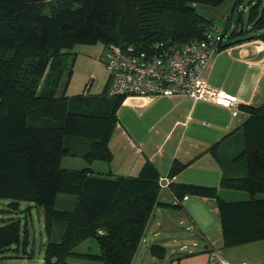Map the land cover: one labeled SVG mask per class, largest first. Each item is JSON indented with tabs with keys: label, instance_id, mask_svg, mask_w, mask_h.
Instances as JSON below:
<instances>
[{
	"label": "trees",
	"instance_id": "obj_1",
	"mask_svg": "<svg viewBox=\"0 0 264 264\" xmlns=\"http://www.w3.org/2000/svg\"><path fill=\"white\" fill-rule=\"evenodd\" d=\"M223 0H0V198L43 211L48 240L43 264H70L72 255L101 264H131L160 200V177L146 161L135 176L99 173L95 161L110 163L109 141L122 96H67L76 44L100 43L149 48L156 42L180 45L202 39L211 22L195 10L198 3ZM242 0H235L234 9ZM249 35L242 27L227 33L219 49L247 40L264 42V14L249 0ZM236 35L241 37L236 38ZM246 118L238 128L241 145L222 162L218 143L210 151L226 170L218 186L169 181L168 191L213 199L224 247L264 241V102L240 104ZM78 141L86 145L77 146ZM64 156H79L81 169L61 166ZM226 166L232 167L231 172ZM184 165L174 160L168 177ZM247 198L228 200L222 190ZM60 194L74 196L70 209L56 207ZM57 229L56 238L53 239ZM21 224H0V253L19 243ZM93 238L98 253H76ZM154 247H152L153 249Z\"/></svg>",
	"mask_w": 264,
	"mask_h": 264
},
{
	"label": "crops",
	"instance_id": "obj_2",
	"mask_svg": "<svg viewBox=\"0 0 264 264\" xmlns=\"http://www.w3.org/2000/svg\"><path fill=\"white\" fill-rule=\"evenodd\" d=\"M204 77L211 86L235 97L239 104L259 105L264 102V42L247 40L215 53ZM70 87L69 81V97L89 94L86 87L79 94L69 92ZM123 110L125 117L117 121L109 141L112 161L93 163L92 168L102 174L135 176L150 161L158 171L161 189L167 190L171 200L163 201L168 205L160 204L152 212L131 264H208L213 251L227 264H264V241L224 247L216 204L207 203L210 199L205 197H199L202 202H189V197L179 202L162 184L165 178L168 186L169 181L187 183L191 176L207 180L223 176L226 170L210 147L218 143L221 160L228 165L230 156L241 145L238 128L246 113L239 110L235 115L224 105L183 95L128 96L117 110V119ZM134 116L149 121L145 132L133 128ZM229 142L236 148L225 156L222 152ZM174 160L184 167L170 180L168 172Z\"/></svg>",
	"mask_w": 264,
	"mask_h": 264
},
{
	"label": "rangeland",
	"instance_id": "obj_3",
	"mask_svg": "<svg viewBox=\"0 0 264 264\" xmlns=\"http://www.w3.org/2000/svg\"><path fill=\"white\" fill-rule=\"evenodd\" d=\"M253 3H257L259 14H264V0H253ZM235 0H223L218 5H209L204 3H198L195 6V10L204 19L211 22L217 27L226 28L227 33L231 34L233 31H238L241 27L248 32L242 35H249L255 31L251 30V24L248 23L249 7L251 3L249 0H242L240 4L234 9ZM236 38L241 35H236ZM100 43L95 44H76L73 51L76 52V59L73 65V73L70 80L69 92L79 94L86 91L91 95H99L104 92L105 84L108 79V72L101 61V56L105 54ZM225 49V48H224ZM223 50V49H221ZM220 50V51H221ZM219 51V52H220ZM218 53V52H217ZM125 117V110L118 112L117 121L120 122L121 118ZM131 125L135 129H140L141 132H145L149 123L145 118L132 117ZM240 138V136H239ZM236 140V139H235ZM238 141V140H236ZM77 146H85V141H78ZM233 142V141H232ZM232 142L225 145L223 154L229 156L231 152L236 148V145ZM239 143V142H238ZM241 144V141H240ZM96 162L100 161H95ZM101 163V162H100ZM103 163V162H102ZM88 164L79 156H64L61 159V166L65 168L81 169ZM222 176L215 179L198 178L191 176L190 181L192 184L208 183L206 185L218 186ZM187 182V183H188ZM168 179L165 178L162 182L163 187H167ZM163 190V191H162ZM220 196L228 200H238L248 197V194L242 191L222 190ZM189 197V202H202L198 196H186ZM160 199L162 201L169 200L166 189H161ZM74 201V196L60 194L56 203V207L60 209H70ZM8 199L0 198V224L8 219H18L21 224V235L19 243L12 246L10 250L0 253V264H43L45 245L48 240V234L45 227V221L43 211L41 208L25 202H19V206L16 209L11 208L8 205ZM207 203L214 205L215 201L210 199ZM57 229L54 233L53 239L56 238ZM76 253H98V246L93 238H88L76 247H74ZM70 264H101L100 261L84 258L82 256H70L67 259Z\"/></svg>",
	"mask_w": 264,
	"mask_h": 264
},
{
	"label": "built area",
	"instance_id": "obj_4",
	"mask_svg": "<svg viewBox=\"0 0 264 264\" xmlns=\"http://www.w3.org/2000/svg\"><path fill=\"white\" fill-rule=\"evenodd\" d=\"M223 28L210 25L202 39H193L180 45L156 42L149 48L136 45H109L101 56L108 72V96L183 95L192 100H203L224 105L239 112L238 100L207 83L205 69L213 55L220 51ZM208 264H227L218 252H211ZM237 264H246L239 262Z\"/></svg>",
	"mask_w": 264,
	"mask_h": 264
}]
</instances>
